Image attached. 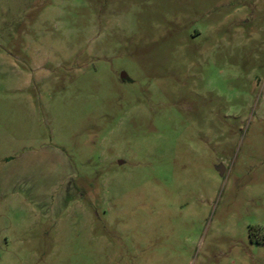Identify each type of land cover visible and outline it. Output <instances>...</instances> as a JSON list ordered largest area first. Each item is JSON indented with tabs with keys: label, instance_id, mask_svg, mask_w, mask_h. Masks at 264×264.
<instances>
[{
	"label": "rangeland",
	"instance_id": "obj_1",
	"mask_svg": "<svg viewBox=\"0 0 264 264\" xmlns=\"http://www.w3.org/2000/svg\"><path fill=\"white\" fill-rule=\"evenodd\" d=\"M0 264H264V0H0Z\"/></svg>",
	"mask_w": 264,
	"mask_h": 264
},
{
	"label": "water",
	"instance_id": "obj_2",
	"mask_svg": "<svg viewBox=\"0 0 264 264\" xmlns=\"http://www.w3.org/2000/svg\"><path fill=\"white\" fill-rule=\"evenodd\" d=\"M120 78L123 79L124 76L121 75ZM216 171L218 172L219 175H222L223 167H222L221 165H218V166L216 167Z\"/></svg>",
	"mask_w": 264,
	"mask_h": 264
}]
</instances>
